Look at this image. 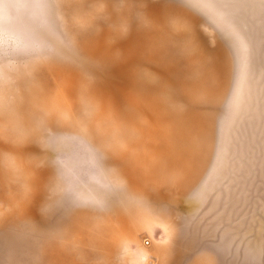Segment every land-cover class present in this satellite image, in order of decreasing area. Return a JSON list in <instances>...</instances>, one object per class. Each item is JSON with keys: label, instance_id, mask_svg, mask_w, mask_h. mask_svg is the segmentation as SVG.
<instances>
[{"label": "rangeland", "instance_id": "obj_1", "mask_svg": "<svg viewBox=\"0 0 264 264\" xmlns=\"http://www.w3.org/2000/svg\"><path fill=\"white\" fill-rule=\"evenodd\" d=\"M0 264H264V0H0Z\"/></svg>", "mask_w": 264, "mask_h": 264}]
</instances>
